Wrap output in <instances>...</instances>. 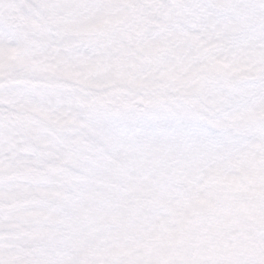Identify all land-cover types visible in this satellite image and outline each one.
<instances>
[{
	"label": "snow or ice",
	"instance_id": "obj_1",
	"mask_svg": "<svg viewBox=\"0 0 264 264\" xmlns=\"http://www.w3.org/2000/svg\"><path fill=\"white\" fill-rule=\"evenodd\" d=\"M128 15L151 87L120 79ZM157 152L197 195L201 179L223 190L206 203L227 226L173 253L106 257L99 218L139 172L167 184ZM249 153L237 192L240 168L225 166ZM221 199L251 227L231 226ZM0 264H264V0H0Z\"/></svg>",
	"mask_w": 264,
	"mask_h": 264
},
{
	"label": "rangeland",
	"instance_id": "obj_2",
	"mask_svg": "<svg viewBox=\"0 0 264 264\" xmlns=\"http://www.w3.org/2000/svg\"><path fill=\"white\" fill-rule=\"evenodd\" d=\"M134 26L132 15L121 17L116 25L117 29H124L117 33L118 40L124 45L118 52L125 54L121 59L120 79L129 90H135L141 85L151 87L148 81L158 75L154 71L157 65L141 60L138 55L140 50L130 39L134 36ZM143 54L147 55V52ZM240 64L242 68L235 66L234 69L243 74L248 70V66L242 62ZM161 79L163 82L168 81V76L165 75ZM154 160L158 167L164 168V176L168 178L167 184L161 188L152 183L155 173L151 169L141 171L126 180L123 187L125 190L120 191L119 201V206L122 205L126 210L121 211L117 207L99 218L101 229L97 240L107 236L114 242L115 247L111 256L106 251L103 252L104 256L128 257L146 252L173 253L180 247L205 242L213 227L223 230L227 226L223 222L218 223V217L209 215L206 203L208 200L216 201L218 197H223V190L219 186L210 187L201 179V188L197 195L192 192L196 178L187 168L178 166L170 155L162 152H157ZM253 163L254 157L249 153L241 157L238 166L235 162L225 166L226 169L240 168L241 180L234 182L237 192L243 190V184L250 182L248 173ZM147 200H152V203L145 204ZM220 202L226 212L232 213L231 226L239 228L243 224L245 227H251L253 221L244 219L246 209L242 205L226 199H221ZM141 205H145L147 211H142ZM105 227L111 228L104 230ZM97 240L96 244L102 242Z\"/></svg>",
	"mask_w": 264,
	"mask_h": 264
},
{
	"label": "trees",
	"instance_id": "obj_3",
	"mask_svg": "<svg viewBox=\"0 0 264 264\" xmlns=\"http://www.w3.org/2000/svg\"><path fill=\"white\" fill-rule=\"evenodd\" d=\"M235 66H241L240 68H242V65L240 63L236 64ZM237 73H239V71L237 69H234ZM143 77V76H142ZM161 82H163V80L161 79ZM236 165L238 166L239 164L236 163ZM122 191L125 190V188H122L121 189ZM119 210L123 211V210H126V209H123L122 205L119 206ZM111 227H105L103 228L104 230H109ZM209 227H206V229H208ZM101 229V228H100ZM100 232V231H99ZM106 233V232H105ZM200 236V235H199ZM102 242H99L97 243V246H99L100 248H103L104 251H106L109 256H111L112 253H114V246H113V243L114 242H111V240L106 236L104 238L101 237V239L99 238V240L97 241H101Z\"/></svg>",
	"mask_w": 264,
	"mask_h": 264
}]
</instances>
